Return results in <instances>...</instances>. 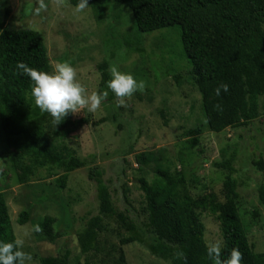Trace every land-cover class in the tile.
I'll list each match as a JSON object with an SVG mask.
<instances>
[{"label":"rangeland","instance_id":"1","mask_svg":"<svg viewBox=\"0 0 264 264\" xmlns=\"http://www.w3.org/2000/svg\"><path fill=\"white\" fill-rule=\"evenodd\" d=\"M45 2L47 9L36 14L39 0H0V21L14 29L40 31L51 65L70 62L88 93H100L99 64L103 61L109 63V70L117 66L132 73L145 87L126 98L124 106H118L116 96L107 97L94 113L66 117L88 121L65 139L87 160L86 166L71 173L65 188L58 185L61 170L41 169L31 181L20 183L0 122V192L6 196L16 239H23V251L31 256L26 264H41V257L58 256L65 250L70 252V264H169L139 242L122 244L116 221L103 213L97 247L83 253L78 239L87 220L101 213L99 185L90 178L91 170L102 175L115 207L146 229L145 196L138 178L144 175L152 181L160 161L172 172L183 171L190 195L200 204L204 199L206 204L197 212L205 224L206 242L218 239L224 243L218 215L210 206L212 201L225 200L228 172L214 162L233 154L239 211L255 249L264 251V203L257 189L264 173L253 164L264 158V95L257 119L214 132L207 125L202 95L183 54L178 26L139 32L131 9L112 0L102 5L89 3L80 13L71 0ZM195 126H201L203 133L199 144L192 147L185 131ZM147 151H153L158 160L139 165L136 155ZM23 210H29L30 216L21 225L18 217ZM46 215L56 218L54 240L46 238L41 228L33 230Z\"/></svg>","mask_w":264,"mask_h":264},{"label":"trees","instance_id":"2","mask_svg":"<svg viewBox=\"0 0 264 264\" xmlns=\"http://www.w3.org/2000/svg\"><path fill=\"white\" fill-rule=\"evenodd\" d=\"M108 1L111 0H89V3L102 5ZM112 1L131 9L139 32L178 26L182 51L202 95V107L210 130L222 132L229 127L248 124L260 116V97L264 95V0ZM71 2L76 5L78 0ZM18 62L44 71L52 69L40 31L14 29L5 20L0 21V122L18 179L20 183H27L41 169L61 170L58 185L65 188L71 173L87 165V160L65 139L88 120L65 118L56 126L50 115L32 103V82L17 69ZM99 70L102 76L100 93L108 92V99H112L115 94L107 86L111 79L109 63L103 61ZM223 83L229 85V91H221L217 97L215 89ZM164 124L168 125L166 119ZM202 133L201 126L185 131L192 147L199 144ZM157 160L153 151L136 155L137 163L142 166ZM235 160L233 154L226 160L214 162L215 166L228 172L224 183L225 200L212 201L210 206L221 224L222 259L236 247L243 254V264H264V251L255 249L239 211ZM253 164L264 173L263 157L253 160ZM89 176L99 185L101 213L90 217L79 233L83 253L97 247L105 215L116 221L122 244L139 242L169 264H213L207 256L205 224L197 212V208L206 203L203 199L200 204L190 195L187 175L183 171L172 172L160 161L152 181L144 175L138 178L145 196L146 229L115 207L111 191L100 173L91 170ZM257 189L260 201L264 203V176ZM29 216V210L21 211L18 223L24 225ZM55 221L54 216L46 215L40 222V228L49 240L57 237ZM15 239L7 199L0 192V241ZM40 262L70 264V252L65 250L58 256L41 257Z\"/></svg>","mask_w":264,"mask_h":264},{"label":"clouds","instance_id":"3","mask_svg":"<svg viewBox=\"0 0 264 264\" xmlns=\"http://www.w3.org/2000/svg\"><path fill=\"white\" fill-rule=\"evenodd\" d=\"M89 5V0H78L75 12H83ZM45 0H39L36 14L46 10ZM17 69L27 76L31 83L30 94L34 104L42 112L52 117L57 126L71 113L96 112L101 103L107 98L108 93L93 91L88 93L85 86L77 80L74 66L67 61L57 62L51 71H44L29 66L25 62H18ZM111 79L108 88L119 99L118 106H124L126 98H130L138 90H143V81H138L130 72H122L117 66H110ZM221 91L227 93L229 85L223 83L215 89V95L219 97ZM34 231L39 232L40 226L35 225ZM24 241L17 238L11 242L0 241V264H26L31 256L23 251ZM207 256L213 264H243V254L239 248H232L226 259H222L223 241L209 240L206 244ZM182 255V253H181Z\"/></svg>","mask_w":264,"mask_h":264}]
</instances>
